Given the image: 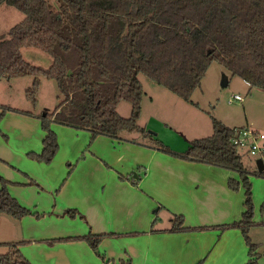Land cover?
Returning a JSON list of instances; mask_svg holds the SVG:
<instances>
[{"label":"trees","instance_id":"16d2710c","mask_svg":"<svg viewBox=\"0 0 264 264\" xmlns=\"http://www.w3.org/2000/svg\"><path fill=\"white\" fill-rule=\"evenodd\" d=\"M2 5L16 9L23 19L0 37V80L32 77L26 92L32 105L40 78L57 84V106L39 116L44 132L41 152L26 155L39 163L49 164L59 149L52 123L89 132L88 146L99 135L119 139L121 132L136 131L151 138L152 133L137 125L143 97L138 74L186 102L213 62L250 87L264 90V0H0ZM28 47L50 56L51 65L43 68L27 62L21 50ZM121 101L131 106L128 118L117 113ZM0 107V118L5 111H18ZM234 129L238 128L212 119V134L189 142L184 152H172L158 141L155 149L238 174V180L229 179L227 186L233 192L243 189L244 212L239 221L219 228L239 230L248 247L246 264H258L257 245L249 236L255 225L250 178L264 179V170L244 168L245 152L231 144ZM72 168L68 165L67 176ZM119 179L136 186L140 177L131 173ZM9 184L0 177V218H40L41 214L21 206L9 194ZM63 214L84 220L74 209ZM202 229L187 228L181 216H174L166 232ZM106 236L89 231L84 236L45 242L82 240L98 255ZM23 243H0L8 248L0 255V264H30L19 250Z\"/></svg>","mask_w":264,"mask_h":264},{"label":"crops","instance_id":"0c3cea01","mask_svg":"<svg viewBox=\"0 0 264 264\" xmlns=\"http://www.w3.org/2000/svg\"><path fill=\"white\" fill-rule=\"evenodd\" d=\"M14 116L9 124L0 123L9 134L6 140L0 137V177L10 182L8 192L21 206L41 217L18 221L17 237V224L2 216L0 243L25 241L19 250L30 264L247 263L248 247L240 231L219 228L239 221L244 212L243 189L233 192L227 186L229 179L238 180L236 172L175 158L152 143L133 142L136 138L99 135L88 146L89 132L56 123L51 129L59 149L49 164L38 163L26 154L41 151L40 114ZM17 137L15 144L11 138ZM67 164L73 165L68 176ZM131 173L140 177L136 186L119 179ZM250 180L254 202L264 205V197L258 200L264 180ZM68 209L78 211L84 220L64 215ZM161 212L181 216L187 228L203 229L166 232L171 223L157 224ZM258 218L254 214L255 225ZM253 228L250 239L256 242ZM89 231L109 234L99 244L98 255L82 240L45 242Z\"/></svg>","mask_w":264,"mask_h":264},{"label":"rangeland","instance_id":"374dc122","mask_svg":"<svg viewBox=\"0 0 264 264\" xmlns=\"http://www.w3.org/2000/svg\"><path fill=\"white\" fill-rule=\"evenodd\" d=\"M53 6L57 8L56 3H53ZM22 19L23 15L16 9L5 5L0 6V37L6 35L9 29ZM21 54L27 62L35 66L46 68L52 63L50 56L35 48H23ZM137 78L143 87L141 112L137 119V125L145 128L153 136L151 135V138L149 136L144 137L133 131L121 132L118 135L119 137L136 138L138 140L132 141L152 143L154 146L158 141L168 150L182 153L188 147L189 142L212 134V119L220 121L227 127L235 126L238 129H249L264 134V90L250 87L243 80L232 76L229 71L215 62L208 67L201 80L200 87L193 91L189 102L179 99L171 92L156 85L143 74H138ZM224 79L227 84L223 87L221 83ZM32 81L33 78L30 76L0 80V106L18 110L17 112L5 111L0 118V123L2 120L7 123L10 122V119L16 114L21 116L20 112H32L41 115L44 112H52L57 106V84L54 80L45 78H40V84L36 92V102L32 105L26 97V92L31 88ZM235 94L242 96L243 102H229ZM130 110V104L125 101H121L117 106V113L123 118L130 116ZM1 112L3 110L0 107V114ZM6 125L3 123L2 127L6 128ZM13 125L15 126V124ZM7 135H9L7 131L4 132L0 128V137L3 140L7 139ZM11 139L13 143L18 144V137ZM27 159L29 158L27 157ZM242 163L249 172L256 167L255 157L251 156L250 153H245L242 156ZM6 167L9 171H13L12 168ZM251 178L263 179L254 176ZM258 194V200H262L264 188L262 194ZM252 199L253 205H255L254 214L259 217L254 226L255 228H253L256 242L252 241V243L257 245L259 259H264V205L261 201L254 202L253 195ZM261 208L263 209L262 212ZM156 216H158L157 224L170 226V217L173 218V216L166 212H161ZM2 225L0 224V236L3 234ZM16 236L18 237L17 229ZM7 252V247L0 246V255Z\"/></svg>","mask_w":264,"mask_h":264},{"label":"built area","instance_id":"2783aa9c","mask_svg":"<svg viewBox=\"0 0 264 264\" xmlns=\"http://www.w3.org/2000/svg\"><path fill=\"white\" fill-rule=\"evenodd\" d=\"M243 102V97L235 94L229 102ZM231 144L241 152L250 153L255 161L260 159L264 166V134L249 129H234Z\"/></svg>","mask_w":264,"mask_h":264},{"label":"water","instance_id":"95a60500","mask_svg":"<svg viewBox=\"0 0 264 264\" xmlns=\"http://www.w3.org/2000/svg\"><path fill=\"white\" fill-rule=\"evenodd\" d=\"M226 84H227V82H226V80L224 79V80L222 81L221 85L224 87V86H226ZM255 166H256V169H257L259 172H261V171L264 170L263 163H262V161H261L260 159H258V160L255 161ZM5 217H6L8 220H10L11 222L15 223V224L18 223V221L13 220V219H11V218L8 217V216H5ZM16 229H17L18 236H20V234H21V230H20V227H19L18 224H17Z\"/></svg>","mask_w":264,"mask_h":264}]
</instances>
